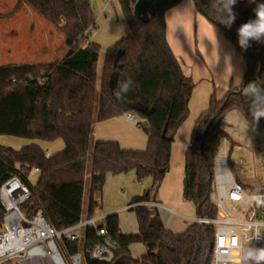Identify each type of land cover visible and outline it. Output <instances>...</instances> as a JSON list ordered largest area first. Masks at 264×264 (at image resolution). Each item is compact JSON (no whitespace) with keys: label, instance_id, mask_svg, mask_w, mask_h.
<instances>
[{"label":"trees","instance_id":"1","mask_svg":"<svg viewBox=\"0 0 264 264\" xmlns=\"http://www.w3.org/2000/svg\"><path fill=\"white\" fill-rule=\"evenodd\" d=\"M118 1L130 33L106 51L101 63L100 46L90 40L96 28L90 0H18L13 11L24 5L30 7L65 36L68 52L53 63L0 65V137L48 143L63 140L65 147L46 155L37 144L21 149L0 146V184L16 172L38 168L32 198L23 210L31 216L43 209L59 230L79 222L87 177L90 217L95 215L97 196L108 175L135 172L140 183L151 177L152 188L133 198L131 205L152 201L170 170L175 136L190 113L195 83L184 74L167 39L166 14L183 0H154L148 23L134 16L137 0ZM193 1L197 10L235 45L247 69L240 88L231 87L221 99L215 93L211 95L208 109L198 117L191 134L184 196L196 207L197 218L214 219V162L225 140L230 148L235 146L222 128L223 120L237 110L249 123L264 130V118L254 121V110L244 96L251 81L264 92V41H249L245 48L238 43L237 35L242 24L256 19L254 9L264 0H237L232 8L235 22L230 27L224 24L228 13L219 0ZM127 114H133L141 128L144 121L148 122L145 150H125L114 141L91 145L96 123ZM244 188L250 193L264 192V186ZM132 210L138 233L123 234L117 214L108 216L102 225L120 246L112 264H212L214 225L193 222L176 234L163 225L160 230L150 226L151 212L157 216L154 208L138 205ZM1 222L0 215V226ZM98 240L96 231L87 228L83 241L68 244L67 249L74 253ZM135 244L146 247L142 258L131 256L130 248ZM85 264L101 263L86 260Z\"/></svg>","mask_w":264,"mask_h":264},{"label":"crops","instance_id":"2","mask_svg":"<svg viewBox=\"0 0 264 264\" xmlns=\"http://www.w3.org/2000/svg\"><path fill=\"white\" fill-rule=\"evenodd\" d=\"M17 3L18 0H13L12 9L7 13L0 12V18L19 16L21 10L13 13ZM26 10L35 13L30 7L24 5L22 11ZM166 21L169 45L179 60L184 74L191 77L196 84L189 103V117L179 128L172 145L170 170L150 202L156 204L152 208L156 210L159 220L163 226L164 224L166 225L167 228L164 227L167 230L173 233H182L187 229V225L182 224L181 221L185 217L179 212L189 213L188 210L190 204H192L184 196L185 163L187 157H191V134L195 122L209 106L212 95L210 80L214 78L213 81L216 83L217 93L219 99H221L231 87L240 88L242 86L247 69L235 45L225 37L217 26L212 24L197 10L193 0H183L169 10L166 14ZM199 81H202L203 84ZM245 98L249 103L246 96ZM260 98L264 102V97L261 96ZM222 128L235 143V146L230 148V142L226 141L229 151V166L235 180L243 187H263L264 130L249 123L237 110L230 112L226 116L222 122ZM92 137H94L95 141L118 142L125 150L143 151L148 144V136L145 129L130 121L127 115L96 123L93 126ZM39 146L48 155H53L49 150H45L41 145ZM22 147L24 146L21 145L16 149H21ZM134 174L136 175L135 172L131 175H117V178H119L117 179V184H126L124 178L126 176L131 178L135 176ZM36 180H34V183ZM97 201L99 205V199ZM186 201L190 204L186 203ZM131 204L132 202L120 208L119 211L121 209L126 210V207ZM83 210L84 214L87 215V204L85 205V201ZM97 210L98 207L95 211V216L99 217L101 219L100 222L103 223L108 216L117 214L112 213V211H115L112 209H109L104 214L98 213ZM122 214L120 215L121 219ZM117 215L119 217V214ZM196 219L198 218H195L192 222H195ZM120 224L119 218V226L123 228ZM120 230L122 233H124L123 231L127 232V230H122L121 228ZM138 231L139 229H133L129 232L138 233ZM260 233L264 236V225L260 227Z\"/></svg>","mask_w":264,"mask_h":264},{"label":"built area","instance_id":"3","mask_svg":"<svg viewBox=\"0 0 264 264\" xmlns=\"http://www.w3.org/2000/svg\"><path fill=\"white\" fill-rule=\"evenodd\" d=\"M127 118L138 125L133 114H127ZM38 174V168H31L27 173L16 172L0 184V264H84L86 260L114 263L120 246L100 224L99 217L83 212L76 225L59 230L49 222L43 209L31 216L24 212ZM214 185L217 217L195 221L215 226L212 264H246L245 250L253 246L264 248V236L260 233L264 225V192L250 193L235 180L226 140L214 162ZM138 205L156 206L152 202L133 204L126 210ZM87 228L96 231L99 240L70 252L67 245L83 241Z\"/></svg>","mask_w":264,"mask_h":264},{"label":"rangeland","instance_id":"4","mask_svg":"<svg viewBox=\"0 0 264 264\" xmlns=\"http://www.w3.org/2000/svg\"><path fill=\"white\" fill-rule=\"evenodd\" d=\"M90 2L96 17V28L91 32L90 40L100 46L101 63L106 51L121 38L127 36L130 33V28L118 0H90ZM12 4L13 0H0V12L7 13L12 9ZM20 10L19 16L0 18V65L43 64L62 60L68 52L65 36L37 13L29 12L30 10L22 11V8ZM213 80L214 78L210 80L212 94L215 93L217 98H219L217 86ZM199 82L203 84L202 81ZM253 82L262 93L264 92L256 81H251L244 89V96L247 97L251 108L255 111L257 107H264V102L260 98L261 96L264 97V94H258L255 97L250 95ZM94 142L95 139L92 137L91 145ZM30 144H39L45 150H49L51 154H56L65 147L63 140L48 143L8 136L0 137V146L6 148L16 149L21 145L25 146ZM221 150L223 151V149ZM89 170L88 167V174ZM131 174L133 172L127 175ZM117 179H119L117 176H107L102 193L97 196V200L99 199L100 201L97 211L98 213L104 214L109 209L115 210L112 213L119 214L120 225L123 226V228H120L127 230L126 233L123 231V234H136L137 231L129 232L133 229H139L135 211H126L123 209L119 211V209L130 204L134 197L143 196L149 191L152 188L153 180L151 177H148L140 183L136 175L131 178H127L126 176L124 178L126 184L119 185L117 184ZM89 188V178L87 177L85 205L88 204ZM213 191L212 200L215 203L217 200L215 185ZM186 203L188 202L186 201ZM188 211L189 213L179 212V214L185 217L181 222L182 224H186L187 228L193 223L192 220L197 218L196 207L193 204H190ZM120 213H124L122 214V219ZM102 223L100 222V224ZM164 226L166 227L165 224ZM130 252L134 259H139L146 254V247L143 244H135L131 246Z\"/></svg>","mask_w":264,"mask_h":264},{"label":"clouds","instance_id":"5","mask_svg":"<svg viewBox=\"0 0 264 264\" xmlns=\"http://www.w3.org/2000/svg\"><path fill=\"white\" fill-rule=\"evenodd\" d=\"M223 7L227 10L228 16L224 23L230 27L235 22V14L232 11L237 0H219ZM255 20H250L242 24L237 30L238 43L241 47L249 46V41H264V4H259L254 9ZM127 90V85L123 86ZM258 94H264L258 89L253 82L250 90V95L255 97ZM254 121L258 123L261 118H264V107H257L253 112ZM244 260L246 264H264V248L250 247L244 252Z\"/></svg>","mask_w":264,"mask_h":264},{"label":"water","instance_id":"6","mask_svg":"<svg viewBox=\"0 0 264 264\" xmlns=\"http://www.w3.org/2000/svg\"><path fill=\"white\" fill-rule=\"evenodd\" d=\"M154 0H137L134 7V16L139 19L142 23L149 22V11ZM143 127L145 130L149 129V124L147 121L143 122ZM152 218L150 221V226L156 230H160L162 223L157 216L151 212Z\"/></svg>","mask_w":264,"mask_h":264}]
</instances>
